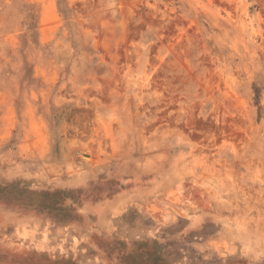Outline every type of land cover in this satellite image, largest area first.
I'll list each match as a JSON object with an SVG mask.
<instances>
[{
    "label": "rangeland",
    "instance_id": "1",
    "mask_svg": "<svg viewBox=\"0 0 264 264\" xmlns=\"http://www.w3.org/2000/svg\"><path fill=\"white\" fill-rule=\"evenodd\" d=\"M0 264H264V0H0Z\"/></svg>",
    "mask_w": 264,
    "mask_h": 264
},
{
    "label": "bare ground",
    "instance_id": "2",
    "mask_svg": "<svg viewBox=\"0 0 264 264\" xmlns=\"http://www.w3.org/2000/svg\"><path fill=\"white\" fill-rule=\"evenodd\" d=\"M128 28H127V25H126V27H125V30L123 31V34H122V37H126L127 35H128ZM127 38V37H126ZM120 56V55H119ZM231 104V103H230ZM231 106V105H230ZM233 106H235V105H233ZM203 170V169H202ZM205 170V169H204ZM209 172V171H208ZM201 184V183H200Z\"/></svg>",
    "mask_w": 264,
    "mask_h": 264
}]
</instances>
